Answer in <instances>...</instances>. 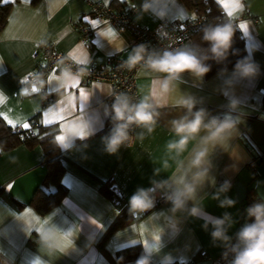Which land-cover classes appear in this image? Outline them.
I'll list each match as a JSON object with an SVG mask.
<instances>
[{
	"label": "crops",
	"instance_id": "0c3cea01",
	"mask_svg": "<svg viewBox=\"0 0 264 264\" xmlns=\"http://www.w3.org/2000/svg\"><path fill=\"white\" fill-rule=\"evenodd\" d=\"M94 1H101L114 11L133 8L134 20L143 26L153 27L161 22L151 14L137 18L136 10L142 0ZM214 1L226 16L229 11L233 13L231 17H237L242 11L248 14L238 27L245 48L247 45L256 49L253 58L261 67V75L257 78L238 81L234 89L229 90L240 101L241 122L237 134L226 147L231 155L218 150L213 158L211 175L215 185L206 183L200 193L204 197V211L210 216L219 217L225 211L232 214L235 224L228 234L234 236L244 224L242 205L237 202L232 208H220L212 194L225 180L231 182L227 195L232 199L236 200V182L243 184L247 191H254L249 185L248 164L264 154V95L261 92L264 89V0H239L242 7L237 9L224 6L235 0ZM7 3L11 8L0 29V120L10 128L30 130L31 120L38 115L39 124L58 129L62 123L86 110L95 120L96 132L84 141H76L70 150L58 148L63 168L60 182L65 192L57 204L43 213L31 203L38 187L46 193L53 191L51 185L43 184L47 174L43 147L38 142L23 141L22 137L9 149L0 147V264H117L118 251L132 246H140L143 251L144 243L159 249L152 255V264H162L165 256H170L172 262L186 263L198 254L205 256L199 264H222V249L213 245L211 228L205 231L202 227L205 219L184 214L173 217L168 203L155 206L140 216H130L122 228L105 237L121 211L128 210L129 198L137 188L150 187L151 179L166 178L170 174L171 168L156 177L154 170L163 169L164 160L169 159L165 146L173 137L168 121L176 114L175 110L160 97L158 89L151 86L154 77L137 72L139 96L151 90L153 102H163L161 119L154 131L145 133L143 139L138 138L142 129H137V138L130 148L121 147L115 154L105 152L102 138L109 133L107 125L110 122L104 114L105 107H110L106 101L110 86L106 82L85 83L82 80L77 88L70 89L74 95L84 96V100L74 105L58 99L52 91L53 84H48L52 99L44 106L37 94L21 95L20 82L37 67L39 62L33 54L42 41L53 43L57 51L78 63L87 59L88 65H97L109 56L127 59L131 49L126 44L123 50L117 47L124 37L105 19L91 14L88 0H10ZM193 16L196 17L195 11L184 1L174 0L167 21L177 23ZM91 21L97 23L93 26ZM79 24L91 28L88 43L80 39ZM242 24L245 29L240 28ZM109 29L116 35L109 36ZM228 69L231 71L232 67ZM217 72L206 76L202 82L186 76L185 82L180 84L183 91L202 98L203 106L214 114L225 111L227 103L219 91L223 78L218 77ZM53 74L59 72L50 75ZM45 120L54 122L47 124ZM24 123H28L29 128H23ZM262 162L264 158L259 159V163ZM169 164L174 167L170 159ZM108 181L112 182L123 206L115 205L102 192V183ZM45 218L67 231L62 241L63 250L53 256L40 252L35 243L36 232L42 228L41 221ZM132 262L134 260L123 264Z\"/></svg>",
	"mask_w": 264,
	"mask_h": 264
},
{
	"label": "clouds",
	"instance_id": "9594fccd",
	"mask_svg": "<svg viewBox=\"0 0 264 264\" xmlns=\"http://www.w3.org/2000/svg\"><path fill=\"white\" fill-rule=\"evenodd\" d=\"M173 5L174 0H142L136 10L137 18L151 14L165 21ZM199 31V41L191 40L176 48H150L144 43L137 44L118 66L130 72L137 70L151 74L154 77L151 86L158 89L160 97L167 100L176 113L168 121L173 138L165 146L174 167L169 164V159H165L163 169L155 168L156 177L170 168L171 172L166 178L151 179L150 187L137 188L129 198L128 211L133 217L140 216L155 206L157 198L163 199L170 204L173 217L184 214L205 219L202 227L205 231L211 228L212 243L222 249L226 264H264V200H257L245 209L250 222H245L234 236H230L229 230L235 224L232 214L225 211L219 217L210 216L204 211V197L200 195L206 183L215 185L211 175L213 158L218 150L227 152L226 147L234 139L241 122L240 101L229 90L234 89L238 81L254 80L261 75V67L253 58L256 49L246 45L247 55L237 59L229 71L230 56L239 54L233 47L237 28L232 19L206 23ZM125 44L121 37L117 47L123 50ZM88 63L87 59L82 60L80 66L73 69L71 64L61 61L58 75L45 78L43 73H36L30 81L22 80L20 94L42 93V98H46L45 89L51 81L52 91L58 99L74 105L84 100V96L78 97L70 89L77 88L83 78L90 75ZM213 64L221 66L217 72V76L223 78L219 91L227 99L225 111L216 114L203 106L202 98L180 88L186 76L202 82L212 71ZM106 95L112 97L113 102L104 109L111 122L109 133L102 138L105 152L115 154L121 147L130 148L137 138L134 136L136 129H142L138 138L143 139L145 133H152L158 125L162 115L160 108L164 104L160 100L153 102L151 90L140 98L127 92L109 91ZM94 125L95 120L82 110L50 133V143L60 150H70L76 141L95 135ZM231 186V182L225 180L212 194L220 208L236 205L237 200L227 195ZM45 220L47 223L36 232L35 243L40 252L53 256L63 250L62 241L67 231H62L52 220ZM158 251L152 244L144 243L143 252L132 264H152V255ZM116 261L123 264L124 257L120 256ZM162 264H172V258L165 256Z\"/></svg>",
	"mask_w": 264,
	"mask_h": 264
},
{
	"label": "built area",
	"instance_id": "2783aa9c",
	"mask_svg": "<svg viewBox=\"0 0 264 264\" xmlns=\"http://www.w3.org/2000/svg\"><path fill=\"white\" fill-rule=\"evenodd\" d=\"M88 4L92 15L105 19L118 34L124 37L128 49H131L140 43L147 44L150 48L180 47L191 41L193 34L203 24V18L196 16L195 19L190 18L177 23H171L165 20L159 22L153 27H147L134 20L133 17L135 10L133 8L123 11H114L109 5L101 1L88 0ZM246 16H248V14L245 11H242L237 17H230V19H232L236 28L239 29L238 23ZM77 32L83 42H89L91 28L88 25H77ZM33 56L39 63L32 72L25 76L28 81H30L36 73H43L45 78H47L53 72H59L60 68L58 67V64H60L61 61L66 64H71L73 69L80 66L78 62L71 59L67 54L57 51L54 44L51 42H40L37 45ZM123 60L125 59L119 56H109L97 65H87L90 75L84 77L83 81L85 83H91L93 81L106 82L110 86V91L112 92H127L135 98H140L136 86L137 70L130 72L126 69H120L118 66ZM25 78L23 80H25ZM45 92L47 93L46 98H42V93H34L40 97L42 106L46 105L52 99L47 87ZM261 92L262 95H264V89H262ZM106 101L110 106L113 102L112 97L107 96ZM16 129L22 130L20 127ZM110 129L111 122L107 125V131L109 132ZM260 158H264V154L249 162L248 168L250 171H257L258 160ZM112 190L114 193L111 198L112 201L117 206H123L117 191L113 187ZM165 204H167V202L163 199L157 198L155 206ZM221 261L222 264H226L224 260Z\"/></svg>",
	"mask_w": 264,
	"mask_h": 264
},
{
	"label": "trees",
	"instance_id": "16d2710c",
	"mask_svg": "<svg viewBox=\"0 0 264 264\" xmlns=\"http://www.w3.org/2000/svg\"><path fill=\"white\" fill-rule=\"evenodd\" d=\"M187 4V6L194 10L196 16L203 18V24L206 23H215L222 22L229 19V16H226L222 13L220 6L214 0H182ZM11 5L9 3H4L3 0H0V29L4 26L9 14ZM201 28V27H200ZM200 28L193 34L192 40L199 41ZM234 49L238 50V55L230 56L229 62L227 64L228 68L233 67L236 60L246 55L244 40L240 34V30L237 29L235 34V42L233 45ZM221 66L213 64L212 71L207 75L210 76L217 72ZM32 127L30 130H17L16 128H10L6 126L0 120V147L2 150H6L14 146L18 141L19 137L23 138V141H33L38 142L44 150L45 162L47 165V174L43 180V184L51 185L53 191L46 193L42 187H38L35 190L33 199L31 203L34 205L35 209L39 213L46 212L48 209L57 204L65 192L64 186L61 184L60 179L63 173V168L59 161V149L54 147L51 143L50 133L53 130H56L54 126H43L38 122V115L33 117L31 120ZM259 164V160H258ZM112 182H104L101 185V190L108 198H112L114 193L112 190ZM45 194V195H44ZM261 200L252 190H248L244 199V206L241 208V216L244 222L248 221L245 207L250 206L253 202ZM130 213L128 210H122L118 216L115 223L110 227L105 237L110 235L112 232L122 228L127 221L130 219ZM242 226V224H241ZM140 246H132L120 250L116 253V258L123 256L124 262L136 260L142 253ZM205 256L198 254L190 261L186 263H181L174 261L172 264H199L200 260L204 259Z\"/></svg>",
	"mask_w": 264,
	"mask_h": 264
},
{
	"label": "rangeland",
	"instance_id": "374dc122",
	"mask_svg": "<svg viewBox=\"0 0 264 264\" xmlns=\"http://www.w3.org/2000/svg\"><path fill=\"white\" fill-rule=\"evenodd\" d=\"M256 172H250L249 185L254 189V193L264 200V162L259 163ZM247 207H245L246 209ZM245 223V222H244Z\"/></svg>",
	"mask_w": 264,
	"mask_h": 264
},
{
	"label": "snow or ice",
	"instance_id": "6c2138e0",
	"mask_svg": "<svg viewBox=\"0 0 264 264\" xmlns=\"http://www.w3.org/2000/svg\"><path fill=\"white\" fill-rule=\"evenodd\" d=\"M3 2H4V3H7V2H10V0H3ZM224 6H225L226 8L237 9V8H239L241 5L239 4V0H235V2H233V3H231V4H225ZM232 14H233L232 11H229L228 15H229V16H232ZM193 19H194V18H193ZM90 23L94 26L97 22H96V21H91ZM240 28H241V29H245L246 26L242 24V25H240ZM108 35H109V36H115L116 33L113 32L111 29H109V31H108ZM49 84H51V81L49 82ZM50 90H51V88H49V91H50ZM53 114H55V113H53ZM61 119H63V117H61ZM44 122L47 123V124H51V123H53L54 121H52V120H45ZM8 123H9V124H13V121H12V120H8ZM13 126H15V125H13ZM22 127L25 128V129H27V128H29V124H28V123H24V124L22 125ZM46 223H47L46 220L41 221V227H43V225L46 224ZM93 223H95V222L93 221ZM65 239H67V237H65Z\"/></svg>",
	"mask_w": 264,
	"mask_h": 264
},
{
	"label": "water",
	"instance_id": "95a60500",
	"mask_svg": "<svg viewBox=\"0 0 264 264\" xmlns=\"http://www.w3.org/2000/svg\"><path fill=\"white\" fill-rule=\"evenodd\" d=\"M235 193H236L237 202L240 204H243L244 206V199L247 193L246 187L240 182H236L235 183Z\"/></svg>",
	"mask_w": 264,
	"mask_h": 264
}]
</instances>
